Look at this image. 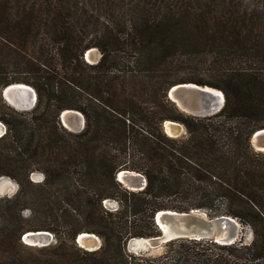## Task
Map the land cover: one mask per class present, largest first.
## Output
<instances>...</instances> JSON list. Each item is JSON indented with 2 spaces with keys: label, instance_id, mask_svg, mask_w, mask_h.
Segmentation results:
<instances>
[{
  "label": "trees",
  "instance_id": "1",
  "mask_svg": "<svg viewBox=\"0 0 264 264\" xmlns=\"http://www.w3.org/2000/svg\"><path fill=\"white\" fill-rule=\"evenodd\" d=\"M92 49L95 64L84 59ZM16 83L35 91L30 111L3 102ZM184 83L221 91V110L181 112L167 92ZM65 110L83 116L82 131L62 126ZM165 121L185 137L166 135ZM0 122V177L18 184L0 199V264H264V153L250 145L264 129V0H0ZM123 170L144 189L123 187ZM163 210L228 216L251 239L127 252L131 239L159 234ZM28 231L56 242L27 246ZM80 233L100 248H80Z\"/></svg>",
  "mask_w": 264,
  "mask_h": 264
},
{
  "label": "water",
  "instance_id": "2",
  "mask_svg": "<svg viewBox=\"0 0 264 264\" xmlns=\"http://www.w3.org/2000/svg\"><path fill=\"white\" fill-rule=\"evenodd\" d=\"M93 50L95 49L86 52L84 56L85 61L88 63H90L88 60L90 57V53ZM95 63H97V61ZM17 84L22 83H16L14 85ZM9 86L5 87L1 91V96L5 101L6 96L12 99H16L18 97V93L16 91L6 92V89ZM28 87L31 89V92L33 94V102L31 105H27L20 111H30L35 106V91L30 86ZM214 92L219 93V99L216 98V96L214 97ZM167 97L181 112L198 118L209 117L218 113L224 104V96L221 91L209 86H200L193 83L178 84L170 87L167 92ZM63 112H66L65 118H63L62 116ZM63 112L60 115V122L62 126L68 131L74 133H79L80 131H82L84 127L83 116L79 112L74 110H65ZM75 115H77L78 118ZM64 121L66 122V125ZM73 121H75V124L73 123ZM166 123H169L171 127H174L175 132H172L170 135L167 134L165 129ZM69 125H73V127H67ZM178 127H181L182 129L181 124L173 121H165L162 125L165 134L172 138H177L180 134L181 129H179ZM3 128L4 134L5 127L3 126ZM250 145L254 149V151L264 153V129L257 130L252 134L250 138ZM120 172H123L125 179H129L127 181L129 185H125L120 181ZM120 172H118V174L116 175V180L120 184L127 187L128 190L140 191L144 189L146 180L142 175L124 170ZM134 176H138V178L140 179V183H138V181L134 179ZM153 220L159 231V234L152 238L131 239V241L135 242L132 243L135 249H139L142 247L147 250L156 249L176 239H207L212 240L218 244L227 245L238 240L241 227L238 221L234 218L228 216L209 217L206 212L201 210H191L189 212H176L172 210L158 211L155 214ZM90 236L95 235L90 233H80L77 235L75 242L80 248L86 251H94L99 249L101 246V241L99 240V238L95 236L98 240V243L94 245V243L90 239ZM51 241L52 236L47 231H28L22 236V242L30 247H46L50 245Z\"/></svg>",
  "mask_w": 264,
  "mask_h": 264
},
{
  "label": "rangeland",
  "instance_id": "3",
  "mask_svg": "<svg viewBox=\"0 0 264 264\" xmlns=\"http://www.w3.org/2000/svg\"><path fill=\"white\" fill-rule=\"evenodd\" d=\"M98 59H99V53L96 50H93L90 53V57H89L88 61L90 63H95L96 61H98ZM2 100L5 103V105L8 106L9 108H11L12 110L17 111V112H22V111H20V109H17V110L14 109L15 107H13L7 100L5 101L3 98H2ZM0 124L5 127V133H6V131H7L6 126L2 122H0ZM2 131H3V129H2ZM5 133L3 135H5ZM179 137H185V129H184L183 126H182L181 132H180V134L178 135L177 138H179ZM29 180L35 185H41L43 183V181H44V175L40 171H33L32 173L29 174ZM123 187H125V186L123 185ZM125 188L127 189V187H125ZM17 191H18V184L16 183V181H14L13 179H11L10 177H7V176H1L0 177V199L12 197V196H14L16 194ZM103 205L106 208L111 209V210H114L117 207V203L114 200L104 201ZM21 216L25 220H30L29 211L28 210H23L21 212ZM55 229H57L58 231H61L60 228H55ZM48 233L52 236V241H51L50 245L54 244L56 242L55 241L56 239L54 238L53 234H51L50 232H48ZM241 237L243 238V240L245 242H249L250 241L251 233L247 229V227H240L238 239L241 238ZM21 241H22V238H21ZM132 243H135V242L130 240V241H128V243L126 245L127 252H129V253L146 254V255H150V256H158L163 251V245L158 247V248H156V249H148L147 250V249H145L143 247L139 248V249H135L133 247ZM36 248H38V247H36Z\"/></svg>",
  "mask_w": 264,
  "mask_h": 264
},
{
  "label": "bare ground",
  "instance_id": "4",
  "mask_svg": "<svg viewBox=\"0 0 264 264\" xmlns=\"http://www.w3.org/2000/svg\"><path fill=\"white\" fill-rule=\"evenodd\" d=\"M9 86V85H8ZM9 91H16L18 93V97L16 99H12L8 96H6V100L13 106L15 107L16 109H23L25 108L27 105H31L32 102H33V94L31 92V89L28 87V86H25L24 84H17V85H10L7 89H6V92H9ZM214 97L216 96V98L219 99V96H218V92H214ZM63 118L66 117V112H63ZM77 117V115H75ZM78 118V117H77ZM65 122V121H64ZM73 123L75 124V121H73ZM73 124V125H74ZM81 124V123H80ZM65 125H66V122H65ZM73 125H69L67 127L71 128L73 127ZM179 129H181V127H178ZM3 129V131H2ZM166 133L167 134H171L172 132H175V128L174 127H171L169 125V123H166ZM168 131V132H167ZM2 132V133H1ZM4 132V128L3 126L0 124V136L3 134ZM119 177H120V181L125 184V185H129L127 183V181L129 180L128 178H124V174L123 172H120L119 173ZM134 179L138 181V183H140V179L138 178V176H134ZM90 239L92 240V242L94 243V245H96L98 243V240L95 236H90Z\"/></svg>",
  "mask_w": 264,
  "mask_h": 264
}]
</instances>
